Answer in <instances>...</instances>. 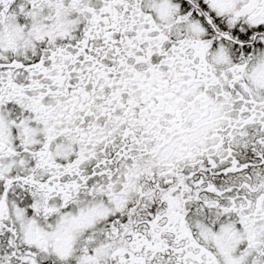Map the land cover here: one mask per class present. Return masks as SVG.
<instances>
[{
	"label": "snow or ice",
	"instance_id": "1",
	"mask_svg": "<svg viewBox=\"0 0 264 264\" xmlns=\"http://www.w3.org/2000/svg\"><path fill=\"white\" fill-rule=\"evenodd\" d=\"M0 264H264V0H0Z\"/></svg>",
	"mask_w": 264,
	"mask_h": 264
}]
</instances>
